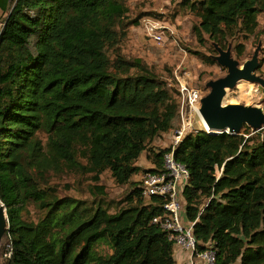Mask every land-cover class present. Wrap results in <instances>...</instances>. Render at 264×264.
I'll list each match as a JSON object with an SVG mask.
<instances>
[{"label": "trees", "instance_id": "obj_1", "mask_svg": "<svg viewBox=\"0 0 264 264\" xmlns=\"http://www.w3.org/2000/svg\"><path fill=\"white\" fill-rule=\"evenodd\" d=\"M182 7L199 20L203 45L205 35L226 49L261 34L264 0H184ZM0 11L5 264H176L175 243L153 223L167 214L166 201L145 197L140 180L160 172L171 152L190 173L184 221L194 223L197 251L215 250L217 264H264L261 133L197 130L176 147L155 146L171 132L176 138L181 99L142 58L123 53L129 30L146 15L131 17L127 0H0ZM235 51L243 56L245 47ZM195 54L216 65L212 55ZM144 154L150 168L139 164ZM58 166L90 175L91 198L60 197L42 175ZM106 172L128 186L119 203L107 199ZM31 205L37 221L26 216Z\"/></svg>", "mask_w": 264, "mask_h": 264}, {"label": "rangeland", "instance_id": "obj_2", "mask_svg": "<svg viewBox=\"0 0 264 264\" xmlns=\"http://www.w3.org/2000/svg\"><path fill=\"white\" fill-rule=\"evenodd\" d=\"M183 1L184 0H127V4L131 11V17L139 15L146 16L141 21L140 26L132 27L129 30L128 39L125 41L122 50L128 57L142 58L149 66L153 67L159 75L167 79L170 82V87H173L175 91L178 85L176 76L181 75V79L184 82L195 89H199L203 95H206L208 93L206 83L212 79H218L227 75V70L221 68L218 64L209 66L203 62L200 56L195 54L199 52L201 56L205 58L211 55H217V52L211 51L214 47L207 35L204 36L205 45L199 42L194 30V26L199 25V20L187 9L182 7ZM156 17L167 29L165 43L162 45L151 42L145 32V23L147 19ZM3 18L4 15L0 11V30L2 28ZM259 21V31H261V34L256 36L242 35L229 42V44H232L234 58L239 60L241 65L252 58L260 40L264 39V17L261 16ZM238 44H242L245 47L243 56H238L235 51V47ZM263 57L264 51L260 55L261 60ZM258 73L264 77V66ZM256 93H258L257 85L242 81L234 91L229 93L227 102L251 104L255 101L254 95ZM262 106L264 108V103ZM191 122L192 127L188 129L187 133L204 130L203 124L198 116L193 117ZM182 125V120L179 118L176 122L175 131L178 129L180 130ZM242 133H244V130ZM256 133H261L262 136V132ZM39 139L44 145L47 143V135L45 133H39ZM174 139L175 136L171 132L157 139L155 146L158 149L170 147ZM81 162L85 164V161ZM139 164L145 168H150L152 166V162L148 159L147 154L141 157ZM42 175L49 181L50 185L57 191L60 197L70 196L81 200H88L91 198L90 187L93 179L90 175H85L80 169L67 170L63 166H58L56 169H52ZM137 180H139V178ZM102 185L106 188L108 201H114L115 203L121 202L128 191V186L117 185L108 172L102 176ZM26 216L33 221H37L41 213L36 206L31 205L28 208V214ZM8 249L9 238L5 234L0 245V264H5ZM103 251L105 253H111L108 248H104Z\"/></svg>", "mask_w": 264, "mask_h": 264}, {"label": "built area", "instance_id": "obj_3", "mask_svg": "<svg viewBox=\"0 0 264 264\" xmlns=\"http://www.w3.org/2000/svg\"><path fill=\"white\" fill-rule=\"evenodd\" d=\"M145 32L151 42L157 45L165 43L167 29L160 20L155 18L147 19ZM176 79L178 81L177 90L181 99L180 117L183 125L178 131L173 147L179 144L181 139L187 134L188 129L192 127L191 119L195 116L199 117L197 108L203 97L202 92L184 82L181 79V75L176 76ZM189 178L188 169L176 161L174 152H171L165 155L164 167L160 172L145 173L140 180L143 184V195L145 197L160 196L166 201L164 207L167 214L156 217L153 223L166 231L169 239L177 247L189 254L191 264H217L215 250L197 251L194 223L184 221L185 202L183 200V189Z\"/></svg>", "mask_w": 264, "mask_h": 264}, {"label": "water", "instance_id": "obj_4", "mask_svg": "<svg viewBox=\"0 0 264 264\" xmlns=\"http://www.w3.org/2000/svg\"><path fill=\"white\" fill-rule=\"evenodd\" d=\"M217 55L211 58L221 68L227 70V75L212 79L206 83L208 93L201 98L197 108L201 121L208 128V133L240 135L247 127L253 132H262L264 142V77L261 70L264 39H261L251 59L243 65L234 58L232 44L223 49L212 42ZM242 81L258 86V93L254 95L255 101L251 104L227 102L229 93L234 91ZM9 229V219L5 208L0 206V245L4 235Z\"/></svg>", "mask_w": 264, "mask_h": 264}, {"label": "crops", "instance_id": "obj_5", "mask_svg": "<svg viewBox=\"0 0 264 264\" xmlns=\"http://www.w3.org/2000/svg\"><path fill=\"white\" fill-rule=\"evenodd\" d=\"M176 264H191L190 256L180 247H175Z\"/></svg>", "mask_w": 264, "mask_h": 264}, {"label": "bare ground", "instance_id": "obj_6", "mask_svg": "<svg viewBox=\"0 0 264 264\" xmlns=\"http://www.w3.org/2000/svg\"><path fill=\"white\" fill-rule=\"evenodd\" d=\"M250 86V85H249ZM250 89V88H249ZM252 90V89H251ZM251 92V91H250ZM244 98V97H243ZM246 99V98H245ZM249 104V103H248ZM203 127H204V130L206 131H209L208 128L205 126V124L203 123Z\"/></svg>", "mask_w": 264, "mask_h": 264}, {"label": "clouds", "instance_id": "obj_7", "mask_svg": "<svg viewBox=\"0 0 264 264\" xmlns=\"http://www.w3.org/2000/svg\"><path fill=\"white\" fill-rule=\"evenodd\" d=\"M204 96V95H203ZM206 131V130H205ZM207 132V131H206Z\"/></svg>", "mask_w": 264, "mask_h": 264}]
</instances>
